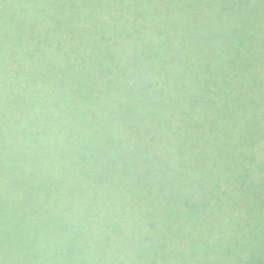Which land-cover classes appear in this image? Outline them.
Here are the masks:
<instances>
[{
	"label": "trees",
	"instance_id": "16d2710c",
	"mask_svg": "<svg viewBox=\"0 0 264 264\" xmlns=\"http://www.w3.org/2000/svg\"><path fill=\"white\" fill-rule=\"evenodd\" d=\"M263 159L264 0H0V264H177Z\"/></svg>",
	"mask_w": 264,
	"mask_h": 264
},
{
	"label": "rangeland",
	"instance_id": "374dc122",
	"mask_svg": "<svg viewBox=\"0 0 264 264\" xmlns=\"http://www.w3.org/2000/svg\"><path fill=\"white\" fill-rule=\"evenodd\" d=\"M254 171L235 184L217 222L191 231L189 253L177 264H264V159Z\"/></svg>",
	"mask_w": 264,
	"mask_h": 264
}]
</instances>
